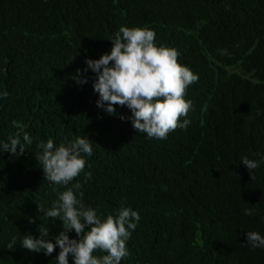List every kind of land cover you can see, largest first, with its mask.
Instances as JSON below:
<instances>
[{
	"label": "trees",
	"instance_id": "16d2710c",
	"mask_svg": "<svg viewBox=\"0 0 264 264\" xmlns=\"http://www.w3.org/2000/svg\"><path fill=\"white\" fill-rule=\"evenodd\" d=\"M121 26L154 30L156 45L177 49L178 62L199 76L185 97L193 103L190 125L166 140L121 120L131 116L126 106H115L116 115L97 107L96 74L83 71L85 60L110 53ZM77 69L86 84L71 78ZM4 91L0 264H57L58 246L48 256L21 242L47 227L55 243L63 230L38 211L66 189L45 180L37 145L77 137L91 140L93 154H82L85 169L69 187L79 183L77 196L83 192L102 220L122 208L140 214L121 264H264V248L246 241L247 231L264 236V163L254 179L241 163L264 158V0H0ZM14 120L33 140L20 156L2 152L9 136L23 142ZM248 208L253 215L244 214Z\"/></svg>",
	"mask_w": 264,
	"mask_h": 264
},
{
	"label": "clouds",
	"instance_id": "9594fccd",
	"mask_svg": "<svg viewBox=\"0 0 264 264\" xmlns=\"http://www.w3.org/2000/svg\"><path fill=\"white\" fill-rule=\"evenodd\" d=\"M155 40L154 30L121 26L111 40L110 53L96 60L86 59L87 68L83 71L91 69L96 74L93 90L99 94L97 107L109 115H116L115 106H126L131 116L121 115V120H130L133 128L138 133H145L149 139L166 140L170 133L187 129L190 125L187 117L193 110V103L185 97L189 86L199 81V76L178 62L180 53L177 49L157 46ZM221 54L228 55V52L225 49ZM71 78L80 85L88 82L80 69ZM8 95L7 91L0 92V98ZM12 125L23 133V142L20 134L9 136V142L2 144V152L20 156L26 151L25 145H31L33 140L23 131L25 125L15 120ZM37 147L40 151L35 158L42 165L45 180L66 189L58 192V199L51 208L38 205V211L43 213L45 221H62L63 230L53 243L46 239L47 227L39 228L40 237L24 235L21 247L51 256L58 246L57 264H69L70 255L74 264H121L129 256L126 242L136 229L140 214L130 208H122L117 216L110 214L102 220L97 209L85 206L83 192L77 196L75 190H79L81 185L76 183L69 187L85 169L86 161L82 154H93L91 140L77 137L56 146L52 139H48ZM241 163L254 179V170L264 163V158L257 161L244 156ZM87 176L90 178L91 174ZM244 214L253 215V209H245ZM29 222L34 223L35 220L29 218ZM71 231L78 239L69 237ZM16 239L15 236L11 238L7 249H13ZM246 241L253 249L264 248V236L258 232L247 231ZM97 252L106 254L98 256Z\"/></svg>",
	"mask_w": 264,
	"mask_h": 264
}]
</instances>
